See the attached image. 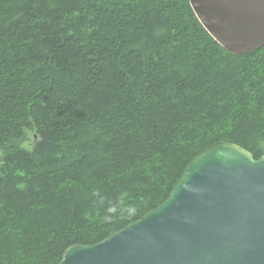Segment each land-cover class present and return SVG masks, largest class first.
<instances>
[{
  "label": "trees",
  "instance_id": "16d2710c",
  "mask_svg": "<svg viewBox=\"0 0 264 264\" xmlns=\"http://www.w3.org/2000/svg\"><path fill=\"white\" fill-rule=\"evenodd\" d=\"M223 141L264 155V46L189 0H0V264L104 240Z\"/></svg>",
  "mask_w": 264,
  "mask_h": 264
},
{
  "label": "water",
  "instance_id": "95a60500",
  "mask_svg": "<svg viewBox=\"0 0 264 264\" xmlns=\"http://www.w3.org/2000/svg\"><path fill=\"white\" fill-rule=\"evenodd\" d=\"M208 33L241 55L264 46V0H189ZM57 264H264V155L218 142L185 168L167 199Z\"/></svg>",
  "mask_w": 264,
  "mask_h": 264
},
{
  "label": "rangeland",
  "instance_id": "374dc122",
  "mask_svg": "<svg viewBox=\"0 0 264 264\" xmlns=\"http://www.w3.org/2000/svg\"><path fill=\"white\" fill-rule=\"evenodd\" d=\"M33 139H34L33 134H32V132L29 131L27 140L24 142L25 146L30 147L32 142H33ZM1 154H2V151L0 150V157H1Z\"/></svg>",
  "mask_w": 264,
  "mask_h": 264
}]
</instances>
